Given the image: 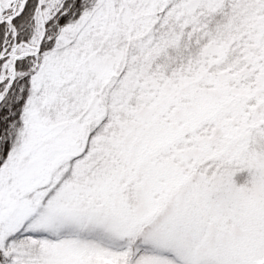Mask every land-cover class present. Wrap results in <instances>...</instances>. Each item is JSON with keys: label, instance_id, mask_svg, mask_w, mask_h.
Instances as JSON below:
<instances>
[{"label": "snow or ice", "instance_id": "6c2138e0", "mask_svg": "<svg viewBox=\"0 0 264 264\" xmlns=\"http://www.w3.org/2000/svg\"><path fill=\"white\" fill-rule=\"evenodd\" d=\"M0 264H264V0H0Z\"/></svg>", "mask_w": 264, "mask_h": 264}]
</instances>
